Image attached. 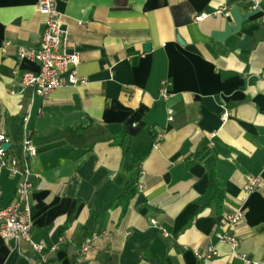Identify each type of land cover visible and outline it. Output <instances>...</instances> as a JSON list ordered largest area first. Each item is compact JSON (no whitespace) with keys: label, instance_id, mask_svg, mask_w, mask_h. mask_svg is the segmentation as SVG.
<instances>
[{"label":"crops","instance_id":"crops-1","mask_svg":"<svg viewBox=\"0 0 264 264\" xmlns=\"http://www.w3.org/2000/svg\"><path fill=\"white\" fill-rule=\"evenodd\" d=\"M258 1L57 0L84 82L42 98L21 83L38 64L19 58L20 48L40 43L39 0H0V132L19 160L26 138L37 148L32 236L45 246L38 253L0 238V264H247L240 255L264 264ZM165 81L168 101L160 97ZM250 175L262 186L230 232L240 240L235 252L215 233ZM129 180L135 195L109 207ZM19 182L0 169V209ZM208 247L217 256L200 261Z\"/></svg>","mask_w":264,"mask_h":264},{"label":"built area","instance_id":"built-area-1","mask_svg":"<svg viewBox=\"0 0 264 264\" xmlns=\"http://www.w3.org/2000/svg\"><path fill=\"white\" fill-rule=\"evenodd\" d=\"M254 3L256 7L259 1L255 0ZM38 10L45 17L40 43L35 48H20L19 58L38 64V72L22 74L21 83L24 87L32 88L36 95L45 98L57 89L76 86L84 80H81L77 74L80 53L76 46L73 48L70 46V34L61 20L57 0H39ZM207 17L208 15L202 14L195 20L201 22ZM8 45L9 43L5 44ZM14 74L17 75V72L15 71ZM168 86L169 83L165 81L160 88V97L164 101L171 98ZM229 117L230 113L225 110L222 121H228ZM168 120H173L172 111H169ZM28 121L29 118L26 117L25 126ZM7 143H9L7 135L0 132V169L6 170L11 177L18 176L20 182L11 203L0 209V238L5 242L13 241L16 244L26 242L35 252L42 253L45 249L44 244L34 242L32 236V194L35 185L32 181L31 164L37 156V148L29 138H26L22 146L23 157L19 160L13 157L9 150L3 148ZM261 186L262 181L259 177L250 175L246 178L243 186L245 197L232 212L224 215V229L215 233L220 242L229 244L235 252L240 246V240L230 232L243 222L244 204L247 198ZM138 189H142L141 184L138 185ZM56 249L53 247L51 251ZM86 250L87 245L82 248L83 252ZM215 256L217 250L214 247H208L197 254L200 261H207ZM240 258L247 264H259L248 260L246 255H240Z\"/></svg>","mask_w":264,"mask_h":264},{"label":"trees","instance_id":"trees-1","mask_svg":"<svg viewBox=\"0 0 264 264\" xmlns=\"http://www.w3.org/2000/svg\"><path fill=\"white\" fill-rule=\"evenodd\" d=\"M118 139H123L122 137L116 138ZM135 180H129L125 186V190L122 193V195L117 198L114 202H112L109 207H114L118 205H123L126 206V204L129 202L130 199L135 195L136 189H135Z\"/></svg>","mask_w":264,"mask_h":264},{"label":"water","instance_id":"water-1","mask_svg":"<svg viewBox=\"0 0 264 264\" xmlns=\"http://www.w3.org/2000/svg\"><path fill=\"white\" fill-rule=\"evenodd\" d=\"M145 48H146V51H150V44H147V45L145 46ZM3 148H4L6 151H8V150H10V148H11V144H10V143L4 144V145H3Z\"/></svg>","mask_w":264,"mask_h":264}]
</instances>
